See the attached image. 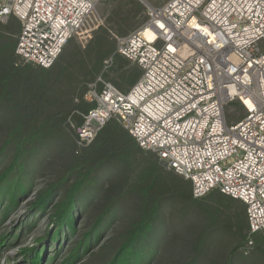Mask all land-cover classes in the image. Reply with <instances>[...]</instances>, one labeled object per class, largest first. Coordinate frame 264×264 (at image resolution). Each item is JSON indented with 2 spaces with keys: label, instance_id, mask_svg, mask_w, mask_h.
Listing matches in <instances>:
<instances>
[{
  "label": "trees",
  "instance_id": "trees-1",
  "mask_svg": "<svg viewBox=\"0 0 264 264\" xmlns=\"http://www.w3.org/2000/svg\"><path fill=\"white\" fill-rule=\"evenodd\" d=\"M127 5L116 26L121 35L143 11L137 0ZM19 31L15 17L0 22V200L10 194L3 215L29 192L46 159L55 168L32 195L30 214L46 215L54 227L46 235L49 243L79 237L71 256L90 251L85 264L262 261V237L249 234L243 202L218 190L194 198L191 181L142 149L116 118L90 144L77 146L81 114L94 107L83 98L87 85L101 76L125 92L141 76L105 31L94 30L83 46L69 39L48 68L19 60ZM250 238L253 250L245 253ZM44 250L35 249L31 260L41 262Z\"/></svg>",
  "mask_w": 264,
  "mask_h": 264
},
{
  "label": "built area",
  "instance_id": "built-area-1",
  "mask_svg": "<svg viewBox=\"0 0 264 264\" xmlns=\"http://www.w3.org/2000/svg\"><path fill=\"white\" fill-rule=\"evenodd\" d=\"M99 1L0 0V22H20L15 54L44 68L73 36L105 31L141 76L125 92L101 76L87 85L83 98L94 107L81 114L77 146L118 118L142 149L191 181L194 198L218 190L243 202L248 232L264 246V0H138L145 18L125 35L89 28ZM231 103L244 110L234 122ZM252 247L250 238L245 253Z\"/></svg>",
  "mask_w": 264,
  "mask_h": 264
},
{
  "label": "rangeland",
  "instance_id": "rangeland-1",
  "mask_svg": "<svg viewBox=\"0 0 264 264\" xmlns=\"http://www.w3.org/2000/svg\"><path fill=\"white\" fill-rule=\"evenodd\" d=\"M131 1L135 0H100L88 20L89 28L91 27L92 29L97 24L103 23L109 31L116 35H121L117 32L116 26L117 24H121L120 18L124 16V13L129 8L127 4H130ZM144 13L145 7L143 6V11L133 19V24L125 34L140 25V22L145 18ZM93 32L94 30L89 31L88 29V31H83L79 35L73 36L72 40L83 46L92 36ZM226 109L229 111V120L233 122L241 118L244 114V110L235 103L229 104ZM46 162V159L42 161L44 164L42 167L44 168L37 170L31 189L26 195L20 197L15 208H11L3 215L4 210L8 206L10 194L0 200V264H38L40 260L36 262L31 260L32 254L35 249L44 248V246L45 250L43 253L42 251L39 252V257L43 256L40 264L86 263L90 251L84 253L81 249L77 257L71 256L72 245L79 237L67 239L64 236L60 240L52 239L49 243L46 235L48 229L50 230L54 227L47 225L48 220L46 215L40 218V214L38 215V213L30 214L31 211L28 205L31 198H33L32 195L36 189L50 178L53 168H55L53 164L47 165ZM78 235L80 236V233ZM3 238H6L4 242L1 240ZM259 259L262 261L260 262L258 260V264H264V258L259 257Z\"/></svg>",
  "mask_w": 264,
  "mask_h": 264
},
{
  "label": "water",
  "instance_id": "water-1",
  "mask_svg": "<svg viewBox=\"0 0 264 264\" xmlns=\"http://www.w3.org/2000/svg\"><path fill=\"white\" fill-rule=\"evenodd\" d=\"M117 120H118V118H116ZM161 164H163V163H161ZM164 166H165V164H163Z\"/></svg>",
  "mask_w": 264,
  "mask_h": 264
}]
</instances>
